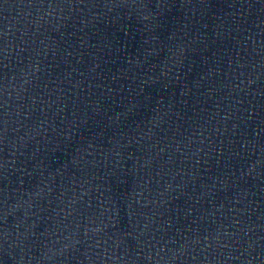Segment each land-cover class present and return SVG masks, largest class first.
<instances>
[{"label": "water", "instance_id": "water-1", "mask_svg": "<svg viewBox=\"0 0 264 264\" xmlns=\"http://www.w3.org/2000/svg\"><path fill=\"white\" fill-rule=\"evenodd\" d=\"M0 264H264V0H0Z\"/></svg>", "mask_w": 264, "mask_h": 264}]
</instances>
